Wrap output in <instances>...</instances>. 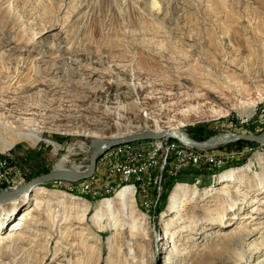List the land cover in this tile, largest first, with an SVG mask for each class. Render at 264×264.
Segmentation results:
<instances>
[{
	"label": "rangeland",
	"instance_id": "rangeland-1",
	"mask_svg": "<svg viewBox=\"0 0 264 264\" xmlns=\"http://www.w3.org/2000/svg\"><path fill=\"white\" fill-rule=\"evenodd\" d=\"M7 120L41 135L2 129L14 144L0 139V151L25 182L41 175L36 167L84 171L96 134L262 133L264 0H0ZM244 141L207 149L215 161L164 173L160 186H133L129 219L115 196L132 181L112 182L107 195L96 169L95 178L40 185L35 200L0 207V264H264V143ZM167 177H177L171 188ZM179 184L196 192L172 213Z\"/></svg>",
	"mask_w": 264,
	"mask_h": 264
},
{
	"label": "built area",
	"instance_id": "built-area-1",
	"mask_svg": "<svg viewBox=\"0 0 264 264\" xmlns=\"http://www.w3.org/2000/svg\"><path fill=\"white\" fill-rule=\"evenodd\" d=\"M204 158L207 161L216 160L207 149H203V152H185L180 149L176 139L165 137V143H125L107 148L100 156L96 169L97 173L105 172L103 185H107V195H110L112 182L120 178H133L140 183V188L149 190L163 183L156 181V174L168 173L172 176L179 169L198 166ZM23 171L13 162L10 154L6 156L4 151H0V178H3V174H12L13 184L9 187L25 182ZM91 183L87 180L81 182V186L85 185V193L94 194Z\"/></svg>",
	"mask_w": 264,
	"mask_h": 264
},
{
	"label": "bare ground",
	"instance_id": "bare-ground-1",
	"mask_svg": "<svg viewBox=\"0 0 264 264\" xmlns=\"http://www.w3.org/2000/svg\"><path fill=\"white\" fill-rule=\"evenodd\" d=\"M252 113H253V110H251V112L249 114H252ZM116 125L117 126H119V125L121 126V123L119 121H116ZM2 129L8 130L10 132V134L12 135V137H14V139L23 137V138L28 139L30 141H36V140H40V138H41V135H39L38 132H35L31 128L29 129V131H24V130H21L18 127H16L13 121H9V120L0 121V139L3 141L5 147H11L14 143H13V141H8V140H6V138L3 137ZM144 129L147 130V131H150V129L148 127H145ZM175 129L176 128L167 129V130H163L162 131V130H159V128H157L155 131H152V132L157 133V134L163 133V132L168 131V130L184 132V131L175 130ZM139 130L140 129H138L136 131L129 130V131H126V132L118 131L116 133H112V134H109V135H105V134L97 135L96 134V135H93L95 138H92V139H95L98 142V145L100 147H102L103 145H106L104 143L106 140L114 139V138H118V137H124V136H127V135H131V134L137 133ZM225 132H230V131H225ZM163 138H165V137H163ZM163 138H160V139H163ZM151 140H156V139H151ZM153 143H165V141L164 140H158V141H155ZM261 143H264V142H261ZM177 144L180 146V149H184L185 152H202V151H200V148L192 146V145H189V144L182 143L180 141L177 142ZM208 149H213V148H208ZM91 150H92V148H91ZM105 150L103 151V153L105 152ZM201 150H203V149L201 148ZM61 170H65V169H61ZM71 172H73V171H71ZM74 173H79V172H74ZM235 173H236V170L225 172L222 175L223 181H227L228 184L231 183L234 180L233 177H234ZM162 178H163V174H156V181L157 182H161ZM127 181H132L133 184L128 185V187L123 188L115 196L119 200V203L121 204V208L123 209L122 212H123V215H124L125 219H129L135 212V209L133 207V203H134V196H133L134 194L133 193H134V191H133L132 187L133 186L135 187V191L137 190V186L140 187V183L137 182V180H135L133 178H120V180L117 181V185L118 186H120L121 184L125 185L124 182H127ZM12 184H13L12 174H3V178H0V186H6V187L2 188V189H13V187H9V188L7 187V186H11ZM23 184H21V185H23ZM21 185H18V186H21ZM17 187H15V188H17ZM38 189H40L39 186H38V188L36 187L34 189L35 190L34 193L23 192L20 195H18L19 196L18 198L14 199V200H12V201H10L8 203L14 204V206H13V209H14L15 206H17L16 205L17 203L25 204V203H27V201L35 200L36 192H37ZM114 190H115V188L112 186L111 187V191H114ZM97 192L98 191H96V193ZM102 192H105L107 194V185H105L103 187ZM195 192L196 191L194 189H192L191 187H186L183 184L177 185L176 188L174 189V191L172 192V194L170 196V199H169V205H168L169 211L172 212V213L178 212L180 210L181 206H182V202L184 201V199L189 194H194ZM102 202H103L102 205L105 208H111L112 207V199L111 198L109 200H105V201H102ZM8 203H5V204H8ZM3 205L4 204L0 205V207L3 206ZM32 209H34V207ZM28 214H29V212L23 213V218H19L18 220L14 221L13 222L14 223V227L12 228L11 231L20 229V227L23 225L22 220L25 219L26 217H28ZM144 222L146 223V221H144ZM4 239H6V238H4L3 235H0V242H3Z\"/></svg>",
	"mask_w": 264,
	"mask_h": 264
},
{
	"label": "water",
	"instance_id": "water-1",
	"mask_svg": "<svg viewBox=\"0 0 264 264\" xmlns=\"http://www.w3.org/2000/svg\"><path fill=\"white\" fill-rule=\"evenodd\" d=\"M163 137H171L182 143L202 149L216 148L236 142L238 140H249L260 143L264 142V132L259 134L246 132H220L204 140H197L185 132H178L174 130H168L160 134L145 130L124 137L106 140L104 142L106 145H103L102 147L98 145V142L95 139H91L92 150L90 152V161L88 167L84 171L74 173L69 170L53 169L47 173H43L37 177L32 178L31 180L25 182L23 185L18 186L15 189H1L0 205L18 198V195L23 192H32L36 187L42 184L59 181L79 182L93 177L96 171L97 162L100 156L103 154V151L107 148H111L118 144L132 143L149 139H160Z\"/></svg>",
	"mask_w": 264,
	"mask_h": 264
},
{
	"label": "trees",
	"instance_id": "trees-1",
	"mask_svg": "<svg viewBox=\"0 0 264 264\" xmlns=\"http://www.w3.org/2000/svg\"><path fill=\"white\" fill-rule=\"evenodd\" d=\"M200 130H201V129L199 128V131H200ZM204 130H206L204 134H202V135L196 134V135H194L193 137L196 138V139H198V140H204V139L208 138L209 136L214 135V134L217 133V131H216L214 128H212V127L209 128V129H204ZM245 143H247V141L240 140V141L235 142L234 144L240 145V144H245ZM30 158L36 160V159L38 158V156H36V158H33V157H30ZM35 169H36V173L33 174V175H35V176H37V175H39V174H42V173H45V172H48V169L40 170V169H38V167H36ZM165 175H166V174H165ZM167 178H168V177H167ZM176 179H177V177H169V178H168V181H167V187H168V188H171V187L173 186L174 181H175ZM186 179H187V178H186ZM168 191H169V189H168ZM167 196H168V193H166V194L164 195V201L167 199Z\"/></svg>",
	"mask_w": 264,
	"mask_h": 264
}]
</instances>
